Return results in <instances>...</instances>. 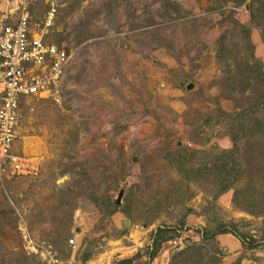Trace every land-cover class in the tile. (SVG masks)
<instances>
[{
    "label": "rangeland",
    "instance_id": "1",
    "mask_svg": "<svg viewBox=\"0 0 264 264\" xmlns=\"http://www.w3.org/2000/svg\"><path fill=\"white\" fill-rule=\"evenodd\" d=\"M258 7L259 0H0V25L27 14L39 29L53 9L46 40L69 56L58 102L38 96L20 104L12 151L36 172L0 178V264H169L202 244L201 264H264V216L232 203L240 186L264 198L259 178L247 184L251 141H237L233 188L217 194L210 171L185 178L190 166L211 170L233 148L231 133L240 138V125L262 115L249 107L264 96V82L253 70L243 74L251 57L264 74V43L251 21ZM219 224L235 231L204 242ZM159 230L176 237L150 260ZM42 242L52 259L36 248Z\"/></svg>",
    "mask_w": 264,
    "mask_h": 264
},
{
    "label": "built area",
    "instance_id": "2",
    "mask_svg": "<svg viewBox=\"0 0 264 264\" xmlns=\"http://www.w3.org/2000/svg\"><path fill=\"white\" fill-rule=\"evenodd\" d=\"M53 16L51 9L39 29L31 28L27 14L0 25V178L36 172V166L12 148L17 139L21 101L38 96L59 101L58 84L67 70L69 56L46 40ZM36 248L48 258L54 257L50 244L42 242Z\"/></svg>",
    "mask_w": 264,
    "mask_h": 264
},
{
    "label": "trees",
    "instance_id": "3",
    "mask_svg": "<svg viewBox=\"0 0 264 264\" xmlns=\"http://www.w3.org/2000/svg\"><path fill=\"white\" fill-rule=\"evenodd\" d=\"M250 12L252 13L251 8H250ZM257 13L259 17H257V15L251 14V21L260 30L261 37L264 43V0L263 1L259 0V7L257 8ZM241 28L244 34V40L246 41L248 47L251 48V44L249 42V32L244 27ZM219 58L221 59L223 58V56L220 55ZM251 58L254 61L253 63L255 64L249 68H246L243 74L248 75V73H250V71L253 70V75L255 76V80L259 83H263L264 74L260 66L257 64L258 63L257 60H255L254 57ZM247 62L248 61H243L242 64L248 65ZM243 74L241 75L243 76ZM227 77L228 78H226V80L231 78L230 75ZM227 87L228 89L231 88L230 93L232 92L234 93L233 86L231 87L227 86ZM239 91L242 94L244 89L240 87ZM259 106L261 107L259 111H261L262 115L258 116L256 114H253L252 116L247 118L246 124H244L243 126L240 125L241 127L240 130L242 133L241 134L242 136L240 138L238 136V133L236 132L231 133L230 140L233 142V148L229 151L220 152V154L214 158L213 163L210 165L211 170L207 171L206 165L198 166L195 168L190 166L185 171V178L186 179L192 178L196 180L197 178H201L202 175L208 174L210 171V173H212V176L214 175L216 178L214 185L215 188L217 189L216 190L217 194H221L227 191L228 189L233 188L234 186L233 184L238 179L237 177L238 174L241 173L240 166L239 165L237 166V162L234 157V153L237 152L238 149L237 141L240 140L241 138L243 139L247 138V141H251L250 148H247L243 154L245 155L244 165L247 167V177L249 178V179L247 178V184L249 183V180L251 178H259L260 179L259 185L261 186L264 185V96H261L258 99L257 98L254 99V104L251 105L249 108L252 109ZM191 152L193 153L194 151ZM253 161L255 164L252 163ZM256 171H258L260 175L256 174ZM250 188L253 189V185L250 184ZM233 190L234 192L232 197V203L235 207L253 216H264V198L259 195L258 201L255 200L253 192H251L249 189V185L243 187L242 186L236 187ZM104 205H105V211L107 212L108 215H111L115 212V208L110 202H108V200L107 203L104 202ZM2 212L0 214V228L6 224ZM234 231H235L234 224H231L229 229H225L224 225L219 224L216 228L215 233H211L205 230L204 235L202 236V240L204 242L206 239L213 240L216 237V235L232 234ZM163 234L164 232L162 230L157 231L155 235V241L152 246V251L149 254L150 260L154 258V256L157 254V252L161 248V245L164 242L169 240L171 241V239L173 240V238L176 237L171 235L165 236ZM208 234H210V238H208ZM203 246L204 244L189 246L187 249H185V251L176 253V255L172 256L169 264H199L201 260L205 258V254H204L205 250ZM90 257H91L90 255L86 254L84 255L82 261L84 262L88 260Z\"/></svg>",
    "mask_w": 264,
    "mask_h": 264
}]
</instances>
